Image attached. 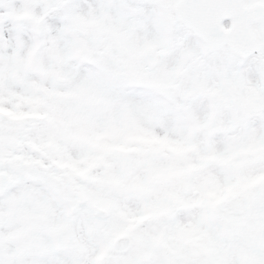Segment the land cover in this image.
Here are the masks:
<instances>
[{
	"label": "snow or ice",
	"instance_id": "obj_1",
	"mask_svg": "<svg viewBox=\"0 0 264 264\" xmlns=\"http://www.w3.org/2000/svg\"><path fill=\"white\" fill-rule=\"evenodd\" d=\"M0 264H264V0H0Z\"/></svg>",
	"mask_w": 264,
	"mask_h": 264
}]
</instances>
